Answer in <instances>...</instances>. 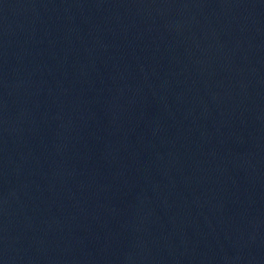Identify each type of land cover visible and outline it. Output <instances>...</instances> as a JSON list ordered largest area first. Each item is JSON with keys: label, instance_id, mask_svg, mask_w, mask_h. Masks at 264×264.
<instances>
[{"label": "water", "instance_id": "95a60500", "mask_svg": "<svg viewBox=\"0 0 264 264\" xmlns=\"http://www.w3.org/2000/svg\"><path fill=\"white\" fill-rule=\"evenodd\" d=\"M0 264H264V0H0Z\"/></svg>", "mask_w": 264, "mask_h": 264}]
</instances>
